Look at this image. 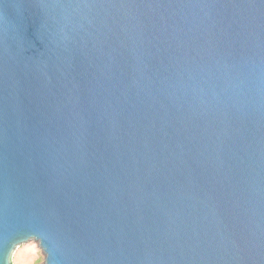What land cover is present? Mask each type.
Here are the masks:
<instances>
[{"label": "water", "instance_id": "95a60500", "mask_svg": "<svg viewBox=\"0 0 264 264\" xmlns=\"http://www.w3.org/2000/svg\"><path fill=\"white\" fill-rule=\"evenodd\" d=\"M0 234L264 264V0H0Z\"/></svg>", "mask_w": 264, "mask_h": 264}, {"label": "rangeland", "instance_id": "374dc122", "mask_svg": "<svg viewBox=\"0 0 264 264\" xmlns=\"http://www.w3.org/2000/svg\"><path fill=\"white\" fill-rule=\"evenodd\" d=\"M12 264H45V253L37 240L31 238L15 248Z\"/></svg>", "mask_w": 264, "mask_h": 264}, {"label": "snow or ice", "instance_id": "6c2138e0", "mask_svg": "<svg viewBox=\"0 0 264 264\" xmlns=\"http://www.w3.org/2000/svg\"><path fill=\"white\" fill-rule=\"evenodd\" d=\"M11 240L6 236V234H0V256L7 259L5 253L10 250Z\"/></svg>", "mask_w": 264, "mask_h": 264}, {"label": "clouds", "instance_id": "9594fccd", "mask_svg": "<svg viewBox=\"0 0 264 264\" xmlns=\"http://www.w3.org/2000/svg\"><path fill=\"white\" fill-rule=\"evenodd\" d=\"M0 264H8L7 259L0 261Z\"/></svg>", "mask_w": 264, "mask_h": 264}]
</instances>
